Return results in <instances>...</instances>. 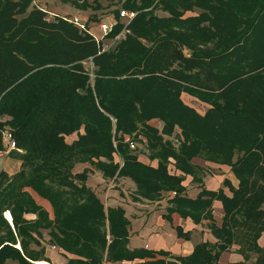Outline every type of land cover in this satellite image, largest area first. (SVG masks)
<instances>
[{
  "label": "trees",
  "instance_id": "16d2710c",
  "mask_svg": "<svg viewBox=\"0 0 264 264\" xmlns=\"http://www.w3.org/2000/svg\"><path fill=\"white\" fill-rule=\"evenodd\" d=\"M66 1L91 8L93 19L103 1L119 2L106 35L114 46L103 50L70 17L49 18L35 0H0V150L4 127L22 150L10 152L20 160L16 172L0 169V264L48 261L43 230L50 244L77 256L65 264H222L220 254L233 245L242 259L226 264H264L258 244L264 232V0ZM121 8L135 12L126 25ZM182 93L210 107L200 114ZM154 118L160 130L148 123ZM81 127L66 143L64 136ZM138 134L155 167L129 148L128 139ZM193 157L230 167L237 180L236 186L223 182L230 196L203 186L194 198L185 194V175L202 183ZM77 162H89L105 178H130L136 201L175 192L166 217L208 219L216 241L197 243L185 256L130 249L124 209L105 208L84 183L88 169L73 173ZM27 188L51 204L52 219ZM214 200L223 210L220 225ZM175 230L189 237L182 227Z\"/></svg>",
  "mask_w": 264,
  "mask_h": 264
},
{
  "label": "crops",
  "instance_id": "0c3cea01",
  "mask_svg": "<svg viewBox=\"0 0 264 264\" xmlns=\"http://www.w3.org/2000/svg\"><path fill=\"white\" fill-rule=\"evenodd\" d=\"M55 15L58 14L55 13ZM74 15L75 14H73V16ZM90 32L92 31L90 30ZM181 99L184 103L194 107L200 114H204V112L210 107L209 104L199 101L197 98L187 93H182ZM192 99L197 101V103H195ZM197 108H199V110ZM148 123L158 130H160L162 127V122L157 118L149 120ZM83 132V128L81 127L77 132H73L70 135H65V142L68 144L72 143L77 139L78 134H82ZM140 137L142 136L140 135ZM136 150H139L137 153V159L140 162L144 164H150L154 167L157 165L156 159L150 160L148 158L147 152L144 147H139ZM114 161L118 162L120 165L122 164V159L117 154H114ZM191 162L195 166L199 167L197 176H201L202 183L200 184L192 181L191 175H185L182 184L185 186V194L187 196L191 198L196 197L198 192L201 190V186L208 190H218L221 188L227 196L231 195L229 188L227 186H223L224 180H227L232 186H235L237 183V180L231 173L229 166L213 163L211 161L204 160L201 157H193L191 159ZM17 165L18 170L20 166V160H18ZM84 169H88L87 178L84 182L85 185L94 192L97 198L103 203L104 207L107 208L121 206L124 209L125 216L130 221V225L128 228V247L130 249H162L168 251L172 256H185L192 252L194 246L197 243L204 241L213 243L216 241L210 229L208 228V219H203L200 221V223L195 224L190 218H182L176 212H173L170 215L169 219L166 217V206L168 205V199L173 196L171 191L162 192L160 194V197L155 201H149L146 199H140L136 201L132 199L136 186L130 178H105L102 175V172H100L96 168L91 167L89 162H77L74 165L73 173H80ZM168 169L170 170V172H175L176 174L180 173L179 170L170 167V165L168 166ZM17 170H15L14 172H16ZM7 173L11 175L13 172L7 171ZM115 186H120V188H117ZM26 190L30 193L34 201L48 212L49 218L52 219L53 210L51 204L46 199L40 197L32 189L27 188ZM6 213L10 215L9 211H6L5 214ZM212 215L215 223L217 225H220L223 211L221 209V202L218 200H214L212 203ZM24 217L32 220L35 219L36 215L34 213H27L24 214ZM8 221L9 223H11V216L10 220ZM176 226L182 227L184 232H189V237L187 239L178 237L175 230ZM48 238L49 234L47 233V230H43V238L41 242L45 247V255L47 250L56 251V253L58 252L59 255L64 259V262L62 264L66 263L67 258L77 257L76 255L64 252L54 244H50L48 242ZM258 244L260 246L264 245V232L261 233V236L258 239ZM16 246L19 247V244ZM237 248V245H233L228 250L223 251L220 254L219 262L222 264H226L230 262L240 261L242 259V256L238 253ZM46 256L49 261L44 262L52 264L54 256ZM136 262H138V260L134 261V263ZM128 263L129 262L126 261L104 262V264Z\"/></svg>",
  "mask_w": 264,
  "mask_h": 264
},
{
  "label": "rangeland",
  "instance_id": "374dc122",
  "mask_svg": "<svg viewBox=\"0 0 264 264\" xmlns=\"http://www.w3.org/2000/svg\"><path fill=\"white\" fill-rule=\"evenodd\" d=\"M35 1H36L37 5H39L43 9L47 10L49 18L53 17L55 15V13L58 15H63L65 17H71V16H73V14H75L74 16L79 17V19L82 22H86V24L88 26L87 28L92 31L93 35H98V36L101 34V32L98 29V23L100 21H105L107 19L114 17L112 10L116 9V8H120V3L117 1H114L113 3H110V4L106 1H103V8L101 10H98L95 13V19H93L94 15H92V14L94 11L91 8L82 9L81 7L74 5L70 1H68V2L66 0H35ZM157 13L159 15L163 14L160 11H158ZM125 21L126 20L124 18L121 19V22H125ZM102 42L105 46H108V47L114 46V41L111 42V40L106 38V37L102 40ZM84 65L86 66L87 70H89V71H91V69L93 68L92 62L85 61ZM192 100H194V99H192ZM194 102L197 103V101H195V100H194ZM197 109L199 110V108H197ZM6 129H8V128L4 127L1 129V137H2V131L6 130ZM8 130H10V129H8ZM138 138L141 141L140 143L137 141ZM64 139H65V136H64ZM143 139L144 138L140 137V135L138 134L136 139L134 138V136H131L128 139V142L133 141L134 143L137 144V148H139V147L143 148L144 147L143 144L145 143L143 141ZM13 150L22 152V150L18 149L17 147H15L14 149H8V147L6 146V144L4 143V141L2 139V149L0 150V162H1L0 163V169L1 170L6 171V172L7 171L13 172V173L15 170H17L18 159L13 157L10 153ZM2 160H3V162H2ZM90 165H91V167L95 168L92 164H90ZM236 185H237V183H236ZM115 187L120 188V186H115ZM129 199H130V197H129ZM158 206H159V204H158ZM221 209H222V207H221ZM4 214H5V212L3 213V216L5 217L6 214L5 215ZM46 255L54 256V260L52 261V264H62L64 262V259L59 255L58 252L56 253V251L47 250ZM40 261H46V260H40ZM35 263L40 264L38 261H36ZM8 264H16V263L13 261H9ZM134 264H137V263H134Z\"/></svg>",
  "mask_w": 264,
  "mask_h": 264
},
{
  "label": "built area",
  "instance_id": "2783aa9c",
  "mask_svg": "<svg viewBox=\"0 0 264 264\" xmlns=\"http://www.w3.org/2000/svg\"><path fill=\"white\" fill-rule=\"evenodd\" d=\"M135 12H129L125 9H121L119 11V15H120V18H124L126 21L124 22L125 25L128 23V21L134 16ZM74 25H76L80 30H87L93 37L94 39L96 40V42H102V40L106 37V35L108 33L111 32V30L113 29L114 25L116 24L117 20L112 17L110 19H107L105 21H100L98 23V29L99 31L101 32V34L98 36V35H93L92 32H90V30L87 28V24L86 22H82L79 17L77 16H72L70 17L69 19ZM125 31V27L124 29L122 30V32L120 34H118L114 40L116 39H119L123 33ZM112 42V41H111ZM108 46H105L104 44L102 45V49H107ZM9 129V128H8ZM4 130L2 131V139L4 141V143L6 144V146L8 147V149H14L16 147V144H15V141L12 137V134H11V131L10 130ZM145 139V138H144ZM143 139V141L145 142V140ZM129 148L134 150L137 148V144L134 143L133 141H129ZM172 194L174 195L175 192H172ZM49 264V263H48Z\"/></svg>",
  "mask_w": 264,
  "mask_h": 264
},
{
  "label": "bare ground",
  "instance_id": "6f19581e",
  "mask_svg": "<svg viewBox=\"0 0 264 264\" xmlns=\"http://www.w3.org/2000/svg\"><path fill=\"white\" fill-rule=\"evenodd\" d=\"M6 219L10 220V215L8 213H6ZM12 220V219H11ZM40 264H48L47 262L44 261H38Z\"/></svg>",
  "mask_w": 264,
  "mask_h": 264
}]
</instances>
